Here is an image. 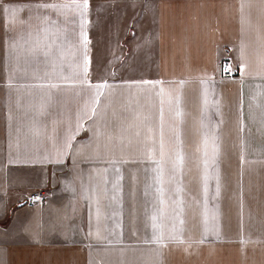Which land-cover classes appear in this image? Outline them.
Here are the masks:
<instances>
[{"label":"crops","instance_id":"crops-1","mask_svg":"<svg viewBox=\"0 0 264 264\" xmlns=\"http://www.w3.org/2000/svg\"><path fill=\"white\" fill-rule=\"evenodd\" d=\"M0 264H264V0H0Z\"/></svg>","mask_w":264,"mask_h":264},{"label":"built area","instance_id":"built-area-1","mask_svg":"<svg viewBox=\"0 0 264 264\" xmlns=\"http://www.w3.org/2000/svg\"><path fill=\"white\" fill-rule=\"evenodd\" d=\"M222 70L223 75L226 78H233L237 77L240 74V70L232 65V62L230 60H226L222 63ZM46 199V193L41 192L39 194L31 195L30 197V203H33L35 201H44Z\"/></svg>","mask_w":264,"mask_h":264},{"label":"rangeland","instance_id":"rangeland-1","mask_svg":"<svg viewBox=\"0 0 264 264\" xmlns=\"http://www.w3.org/2000/svg\"><path fill=\"white\" fill-rule=\"evenodd\" d=\"M225 61H226V60H225ZM231 62H232V61H231ZM232 65H233V63H232ZM233 66H234V65H233ZM235 67H236V66H235ZM236 68H238V67H236ZM238 69H239V68H238ZM239 75H240V74H239ZM239 75H238V76H239ZM223 76H224V75H223ZM238 76H237V77H238ZM225 78H226V77H225ZM233 78H234V77H233Z\"/></svg>","mask_w":264,"mask_h":264}]
</instances>
